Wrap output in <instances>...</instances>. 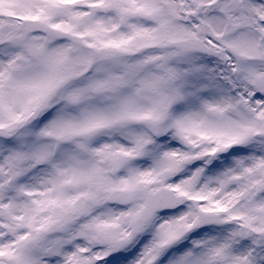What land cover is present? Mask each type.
Returning a JSON list of instances; mask_svg holds the SVG:
<instances>
[{"label":"snow or ice","instance_id":"obj_1","mask_svg":"<svg viewBox=\"0 0 264 264\" xmlns=\"http://www.w3.org/2000/svg\"><path fill=\"white\" fill-rule=\"evenodd\" d=\"M0 264H264V0H0Z\"/></svg>","mask_w":264,"mask_h":264}]
</instances>
